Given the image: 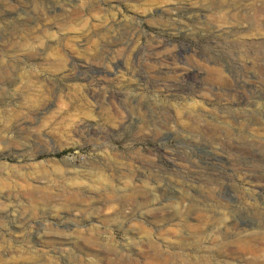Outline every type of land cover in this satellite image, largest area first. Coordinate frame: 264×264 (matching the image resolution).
I'll use <instances>...</instances> for the list:
<instances>
[{"label":"rangeland","instance_id":"rangeland-1","mask_svg":"<svg viewBox=\"0 0 264 264\" xmlns=\"http://www.w3.org/2000/svg\"><path fill=\"white\" fill-rule=\"evenodd\" d=\"M216 231L264 257V0H0V264Z\"/></svg>","mask_w":264,"mask_h":264},{"label":"bare ground","instance_id":"bare-ground-1","mask_svg":"<svg viewBox=\"0 0 264 264\" xmlns=\"http://www.w3.org/2000/svg\"><path fill=\"white\" fill-rule=\"evenodd\" d=\"M258 167L259 166H251V168L253 169L251 173L254 177H259L260 173L258 171ZM261 177H263V176H261ZM120 210H122V207ZM198 215H199L198 216L199 222L197 225L190 228L191 231L188 233V237H186L187 240H192V238H193V241H194V239H196V237H199V236L208 238L207 235H203V234H205L204 231L207 230V227H209L208 225L212 224V225L217 226L218 224H220L216 221H212L209 217H207L206 215H204L202 213H199ZM224 226L225 225H223L222 228ZM212 227H214V226H212ZM143 234L148 236L147 231H143ZM236 237H237V235H236ZM236 237L229 239L227 235L219 234V232L216 231L215 235L209 239V241L211 243L210 247L214 246L215 250H212L211 253L207 252L208 255H206V254L205 255H199L198 253H200L201 251L194 254V255H188L187 257H189V259H184V257L178 252L177 253H174V252L173 253H163V252H161L159 246L155 243L156 241L153 242L152 241L153 239L152 240L147 239L146 241L144 240L147 251H144V253L141 254V256L139 257V259L138 258L137 259H131V258L130 259H124L123 258L124 260H121L120 262H118V264H212L211 254L214 253L213 251H215V253H218L219 256H221L225 259H228L231 261H235V260L242 261L239 264H264V257H262L259 254V244L258 243H254L250 240L243 242ZM241 239H243V238H241ZM182 240L183 239H180L177 242L178 246L184 245L183 243H185V242H183ZM192 244H193V242L191 241V244H190V246L187 247V249L190 248L191 246H193ZM141 249H142V247H141ZM209 249H211V248H209ZM134 252H136V251H134ZM138 252H139V250H138ZM120 259H121V257H120Z\"/></svg>","mask_w":264,"mask_h":264}]
</instances>
